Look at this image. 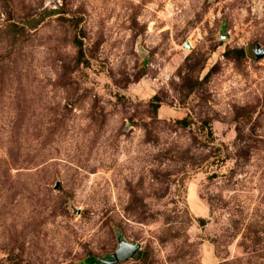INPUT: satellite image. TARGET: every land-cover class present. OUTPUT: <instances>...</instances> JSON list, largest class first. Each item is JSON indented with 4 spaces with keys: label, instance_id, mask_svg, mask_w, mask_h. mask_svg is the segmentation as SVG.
Returning <instances> with one entry per match:
<instances>
[{
    "label": "rangeland",
    "instance_id": "374dc122",
    "mask_svg": "<svg viewBox=\"0 0 264 264\" xmlns=\"http://www.w3.org/2000/svg\"><path fill=\"white\" fill-rule=\"evenodd\" d=\"M89 263L264 264V0H0V264Z\"/></svg>",
    "mask_w": 264,
    "mask_h": 264
},
{
    "label": "water",
    "instance_id": "95a60500",
    "mask_svg": "<svg viewBox=\"0 0 264 264\" xmlns=\"http://www.w3.org/2000/svg\"><path fill=\"white\" fill-rule=\"evenodd\" d=\"M185 46L187 47L188 45L186 44ZM138 248H139L138 243L132 244L124 240H120L119 248L113 254L107 256L111 258V261H108V259L105 258L104 262L111 263V262L119 261L125 258H129L135 253V251Z\"/></svg>",
    "mask_w": 264,
    "mask_h": 264
},
{
    "label": "trees",
    "instance_id": "16d2710c",
    "mask_svg": "<svg viewBox=\"0 0 264 264\" xmlns=\"http://www.w3.org/2000/svg\"><path fill=\"white\" fill-rule=\"evenodd\" d=\"M233 51H235V50H227L225 53L228 54V53L233 52ZM236 51L241 53V54L243 53L242 50H236ZM89 264H91V263H89Z\"/></svg>",
    "mask_w": 264,
    "mask_h": 264
}]
</instances>
